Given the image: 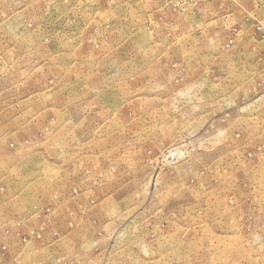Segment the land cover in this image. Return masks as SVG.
<instances>
[{"label":"rangeland","instance_id":"1","mask_svg":"<svg viewBox=\"0 0 264 264\" xmlns=\"http://www.w3.org/2000/svg\"><path fill=\"white\" fill-rule=\"evenodd\" d=\"M0 264H264V0H0Z\"/></svg>","mask_w":264,"mask_h":264}]
</instances>
